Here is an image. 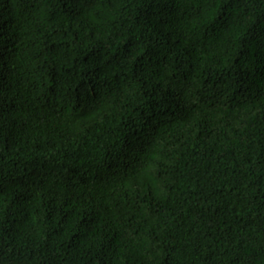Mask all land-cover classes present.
<instances>
[{
  "label": "trees",
  "instance_id": "1",
  "mask_svg": "<svg viewBox=\"0 0 264 264\" xmlns=\"http://www.w3.org/2000/svg\"><path fill=\"white\" fill-rule=\"evenodd\" d=\"M0 264H264V0H0Z\"/></svg>",
  "mask_w": 264,
  "mask_h": 264
}]
</instances>
